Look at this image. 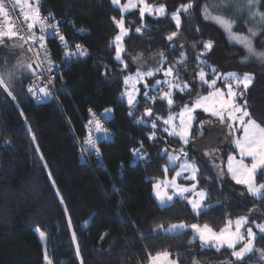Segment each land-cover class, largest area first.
I'll return each mask as SVG.
<instances>
[{
	"label": "trees",
	"instance_id": "16d2710c",
	"mask_svg": "<svg viewBox=\"0 0 264 264\" xmlns=\"http://www.w3.org/2000/svg\"><path fill=\"white\" fill-rule=\"evenodd\" d=\"M148 1L164 5L167 14L141 19L138 10L123 15L111 0H40V11L51 13L59 22L70 47L82 45L88 55L76 56L65 73L56 78V100L37 102L28 97L25 90L32 74L25 84L22 82L17 102L3 105L0 110V264H45V250L52 264H148L149 253L164 250L172 253L173 259L178 257L179 264H193L194 259L196 264H242L235 261L232 250L202 248L199 240H193L190 229L178 234L154 231L161 225L168 228L180 223L207 224L219 231L228 220L239 217H249L250 225L264 223V198L243 204L230 189L232 181L225 173L223 180L196 159L200 168L198 188L208 193L206 208L195 214L179 199L161 208L152 188L154 181L165 176L168 166L163 150L169 153L182 143L163 131V120L157 121L156 129H152L151 122L156 116L166 119L197 94L208 93L207 86H200L198 92L194 85L203 60L209 80L213 78V67L218 74L253 76L237 103L246 102L251 117L264 125V63L254 58L241 63L244 50L230 44L219 26L203 18L202 0H195L191 15L181 14L179 29L171 13L188 0ZM122 16L129 33L123 44V58L152 61L163 52V67L178 68V75L193 87L191 94H174L171 110L159 98L155 103L145 100L143 93L155 80L148 81L149 89L139 85L133 109L122 95L124 78L131 72L115 59L118 28L113 18L118 21ZM238 25L235 30H245ZM138 27L141 32H136ZM172 32L178 35L168 41ZM208 41L213 47L205 52L204 42ZM260 41L264 37L256 41L257 48L264 47ZM50 46L59 59L61 50L53 40ZM201 52L205 54L198 60ZM2 59L0 54V69L5 64ZM182 59L183 64L179 63ZM146 108L152 109V116L144 115ZM89 109L108 130L95 142L96 147L85 146L94 126H89L93 118ZM105 109H111L108 118L104 117ZM138 119L145 122L137 123ZM201 121L205 130L197 125ZM210 122L206 114H197L186 147L191 159L193 144L203 140L207 126H216ZM153 131L156 138L148 139ZM134 149H139L144 158L137 159ZM231 151L225 148L226 155ZM256 182L264 183V172L257 175ZM40 231L46 234L44 242L39 238ZM254 247L264 250V235L257 233ZM245 259L248 264H264L259 251Z\"/></svg>",
	"mask_w": 264,
	"mask_h": 264
},
{
	"label": "snow or ice",
	"instance_id": "6c2138e0",
	"mask_svg": "<svg viewBox=\"0 0 264 264\" xmlns=\"http://www.w3.org/2000/svg\"><path fill=\"white\" fill-rule=\"evenodd\" d=\"M114 5H120V0H111ZM40 0H36L35 5L29 3V0H14L13 7L20 6L23 12V19L26 22V29L28 31L27 40L20 34V30L15 23L11 20L9 14V8L6 0H0V17L4 18V23L0 24V43H3L5 38L8 40H19L23 43L38 44L39 49L45 53L47 57L48 50L46 48V36L48 30H51V35L54 38H58L65 49L69 48L68 42L64 35L60 34L59 22L55 24H48L47 20L52 16L51 13L48 17L42 16L39 6ZM264 4V0H205L200 6V12L205 20L212 21L220 28L223 29L227 35L229 42L238 44L244 50L245 55L241 58V63H247L253 58L264 63V47L257 48L256 41L260 37H264V11L261 10V5ZM139 7V13L141 19L145 14L163 16L166 14V7L164 5L154 6L147 2V0H128V3L121 6V12H127L130 9ZM195 9V0H188L187 3L181 4L175 12L171 13L172 20L175 21L177 29L181 25V14L191 15ZM247 12V19L244 20V25L247 26L249 22L252 23V27H247V34L238 33L234 29L238 27L237 18L243 19V14ZM227 13H232L228 15ZM114 22L120 29V34L115 37L116 54L115 59L123 64L124 69L128 68V64L122 58L123 37L128 35V30L125 28L123 16L120 20ZM39 26V35H37L34 29ZM136 32H141V28H137ZM178 35L177 32H172L167 37L168 41H172ZM264 44V41H260ZM20 46H23L21 44ZM213 43L211 41L204 42L205 52L211 50ZM31 50V48H30ZM205 52H201L200 56H203ZM88 52L82 45H75V51H66V57L73 56H87ZM183 56V53L181 54ZM161 58L160 67L149 69L147 71H141L139 68L134 74L125 76V85L131 84V89H127L122 95L127 97V103L130 109L135 107L136 96L139 94V89L135 87L137 83H143V87L149 89V78L155 77L158 73H163V80L156 79L154 84L148 91L143 93L145 100H151L156 102L157 96L159 100L166 101L169 109L174 106L175 101L173 96L176 92L189 93L194 91L193 87L184 82L178 75L179 69L174 66L167 68L163 67L166 57L164 53H159ZM137 58H133V62H136ZM186 59V58H185ZM185 61L182 59L179 63L183 64ZM49 67L47 71H52V62L48 61ZM198 76L199 82L202 86H207L210 89L207 95L197 94V96L183 106L179 113L170 114L165 119L160 116H156L151 122L152 129L157 128V121L163 120L165 127L164 132H167L169 136L178 137L184 145L189 143L190 129L192 122L196 119L194 115L197 110H201L204 113L210 114L212 117L217 118L222 125L229 129L228 135L232 137L231 143L235 145V149L238 151L239 159L236 156H229L227 159V173L232 176L237 184H242L246 187L247 192L256 198H264V183L257 184L256 177L259 173L264 172V125L258 123L251 117L250 112L247 110L246 102L244 105L237 103L238 97H243L244 92L247 91L253 81V76L249 73L238 74L235 72L218 74L217 69L211 68L212 79H208L209 73L204 71L206 61H200ZM22 66V65H21ZM29 69L32 68L31 64H28ZM39 67V65H37ZM33 71V75H35ZM11 75V74H9ZM223 80L227 91L217 87V81ZM0 86H3L5 90H8V83L2 75H0ZM166 86V87H165ZM29 92L33 95L36 93L33 88L30 87ZM39 92L44 95H49L50 92L47 87L39 88ZM155 93L156 95H151ZM11 95V92H9ZM15 98V97H13ZM92 119L89 121V126L94 125L96 132H103L107 135L108 130L105 129L100 120L95 116V113L91 112ZM111 112V109H105V115ZM129 115H133L132 111H129ZM144 115L152 116L153 112L151 108H146ZM179 120V125L175 123ZM143 119H138L137 123H144ZM203 127V121L200 122ZM239 133V135H236ZM202 134V133H201ZM156 132L153 131L148 139H155ZM92 147H96L95 141L91 138V132L89 138L86 141ZM134 155L140 156V150L134 149ZM164 154L168 157V163L175 165L177 161L183 160L179 164V171H176L175 176L172 179L165 181H158L154 185V192L161 204L171 202L174 197H180L187 201L192 206L194 212L199 214L203 210V202L206 200L208 193L200 189L198 190L197 175L199 169L196 166L195 161L189 162L188 153L184 148L180 149V154H169L167 149L163 150ZM97 154L99 155V149L97 148ZM212 153H205V155H211ZM249 159L250 162L246 163L245 160ZM219 167L218 165H213ZM165 174H167L168 166H165ZM221 168L220 174H223ZM184 173H190L184 176ZM184 177V179L194 181L190 186H181L178 184L177 178ZM168 189H172V193L169 194ZM58 194V193H57ZM190 194V195H186ZM61 202H63L61 200ZM249 223L248 217H239L234 222L228 220L225 227L214 230L207 224L203 226L199 224L186 225L184 223L173 224L168 228L159 226L154 231L162 230L168 234H178L185 230H191L194 233L193 240L197 237L201 242V247H215L217 251L226 247L231 249V255L235 258L236 262H242V264H248L245 257L249 253L256 251L260 252L261 259H264V250H258L254 247L257 233L253 231V227H245ZM71 221L69 220V226ZM254 227L259 231L261 235H264V223L255 224ZM242 229H244L242 231ZM39 238L42 242L46 241V234L43 231L39 232ZM73 240H75V233H73ZM237 245H241L237 248ZM77 254L79 255V248H77ZM173 254L167 250L157 252L155 255L149 253L148 264H179V258L173 259ZM45 264H52L48 259L47 252L45 250ZM82 264V262H81ZM193 264H196L195 259Z\"/></svg>",
	"mask_w": 264,
	"mask_h": 264
},
{
	"label": "rangeland",
	"instance_id": "374dc122",
	"mask_svg": "<svg viewBox=\"0 0 264 264\" xmlns=\"http://www.w3.org/2000/svg\"><path fill=\"white\" fill-rule=\"evenodd\" d=\"M147 2L149 3L148 0H147ZM204 2H205V0H202L201 1V4H203ZM126 3H128V0H120V5H114L113 3L112 4L118 10H121V6L124 5V4H126ZM149 4H151V3H149ZM151 5H153V4H151ZM154 6H157L158 7L159 5H155L154 4ZM135 10H138L139 11V7L135 8V9H130L127 12H123V13L121 12V13L124 15V14H127V13H131V11H135ZM166 10H167V8H166ZM167 11H166V14H167ZM262 11H264V10H262ZM227 14L228 15H232V13H227ZM145 15H148V14L146 13ZM165 15H163V16H165ZM152 16L155 17L156 15H152ZM156 17H161V16H156ZM236 18H237V23L243 25V27L245 28V30H240V31L239 30H235V29L234 30L236 32H238V33L247 34V27H252L253 26L251 22H249L247 24V26L244 25V22L243 21L247 19V12L245 11V13L243 14V19H241L239 17H236ZM210 22H212V21H210ZM124 25H125V22H124ZM117 28H118V35H119L120 34V29H119L118 26H117ZM125 28H126V26H125ZM220 29H222V28H220ZM222 31H223V29H222ZM223 34L226 37V39L229 41V39H228V37H227V35L225 34L224 31H223ZM128 35H129V33H128ZM127 36L123 37L122 44H124V40L127 38ZM21 44H23V46H20ZM230 44L235 45V46L238 45V44H234V43H230ZM114 45H115V39H114ZM238 46H240V45H238ZM123 48H124V45H123ZM0 54L3 56V59L2 60L5 63L4 66H3V68L0 69V75H2L4 77V79L8 83V90L7 91L5 90V88L3 86H0V110H1L3 105H6V104H8L10 102L11 103H16L17 102L16 100H17V97L19 96V93L21 92V88L23 86V83L25 84V81L24 80H26L27 78L30 77V75L33 74V71H34L33 66L35 67V64H34V59H33L31 50L26 46L25 43H23L22 41H19V40H8L7 38H5L4 42L3 43H0ZM122 58H123V56H122ZM123 60L128 64V69L131 71L129 74H134L138 68L141 71H147L149 69H154V68H157V67H160L161 66V64H160V60L161 59L160 58H156V60H152V61H145V60L142 59V57H139V58L136 59V62H133V59L127 61L126 59L123 58ZM28 64H31L32 65V68L31 69H29L27 67ZM9 74H11V75H9ZM156 79L163 80L164 79L163 73L162 72L161 73H158L155 77L149 78V81L150 80H153L154 81ZM140 84H143V83L142 82L141 83H137L135 85V87L136 88H139V85ZM194 85H195V88L198 89V92H200V89H201L200 86H202V85L200 84L199 79H198L197 84H194ZM217 87L223 89L225 92L227 91L223 80H218L217 81ZM126 88L130 90L131 89V84L130 85H127V86L125 85L124 93L126 91ZM9 92H11V95H9ZM150 94L151 95H156L155 93H150ZM204 95H207V94H204ZM137 96H136V98H137ZM13 97H15V98H13ZM124 97H125V99L127 101V97L126 96H124ZM157 99H158V96H157ZM147 101L150 102L151 100H147ZM180 110L177 111L176 113H179ZM176 113H174V114H176ZM199 113H203L204 115L206 114L212 120V122H210V123L216 125V126H209V127L207 126L206 135L208 133H215L217 131L216 130L217 129V126L220 125V126H223L225 128L224 138L222 140H218V142H213L211 144V143H205L206 142L205 141L206 136H205L202 141L195 142L193 144V146H194V148H193L194 158L191 159L190 158V156H191L190 151L186 149V147H187V145L189 143L187 145H184L183 142L178 137H175L178 140H180V142L182 143V147H180L177 150H175V149L170 150L169 151V154H177V155H179L180 154V149L181 148H184L185 151L188 153L189 162H191L193 160H196V159H199L200 162H202L205 166H208V168H211V170L214 173H216L217 175H221L220 174V170L222 168L224 171H223V174L221 175V178L223 179V176H224V173H225V175L227 176V178L230 181H232V183L230 184V189L233 190L234 193H236V195L238 196L239 200L243 204L250 202V200H252V199H255L256 197H253L251 194H249L247 192L246 187L244 185L237 184L236 181L232 178V176L227 173V159H228V157L229 156H236V158L239 159L238 151L235 149V145L233 143H231L232 137L228 135L229 129L227 127H225L224 125H222L217 118H214L210 114L204 113L203 111H201L199 109L197 110V112L194 115L197 116V114H199ZM104 117L108 118V116H106V115H104ZM194 121L192 122L191 129H190L189 142H190V140H191V138L193 136V134H192V128L195 125L194 124ZM215 122H217L219 124H217V123L215 124ZM175 123L177 125H179V120L177 119L175 121ZM197 125L201 127V124H198L197 123ZM203 125H204V123H203ZM205 128H206V125L204 127H201L202 130H205ZM90 132H91L92 137H95V138L96 137H100V138L101 137H104L102 135L103 132H96L95 131V126H92ZM166 134L168 135L167 132H166ZM236 135H239V133H236ZM225 148H228L229 151L232 148L234 152L231 151L230 153H228V155H226ZM209 152L212 153V154L211 155H205V153H209ZM136 158L139 159L140 157L136 155ZM182 160H183V157H181V161ZM181 161H177L175 165H171V164L168 163V169H169L168 171L170 172V174H168V172H167V174H165V176H163L161 179L154 181L153 188H152V194L154 195V198H155L157 204L161 208H163L165 206L172 205L174 203V201L177 200V199L183 200V201H185L187 203L186 200L181 199L180 197L177 196V197H174L171 202H168V203H165V204H161L160 201H159V199L155 195V192H154V185L157 184L158 181H165V180H169L170 181L172 179V177L175 176L176 171H179L180 170L179 169V164L181 163ZM245 162L246 163H249L250 160L246 158ZM195 163H196V166H197V162H195ZM213 165H218L219 167H214ZM197 168H198V166H197ZM198 169L200 171V168H198ZM189 174L190 173H184V176H187ZM197 178H198V175H197ZM176 182L178 184H180L181 186H185V187L190 186L192 183H194V181L184 179L183 176L177 178V181ZM225 183L227 184V181H225ZM198 190H200V189L198 188ZM168 191H169V194L172 193V189H168ZM186 195H190V194H186ZM205 201L203 202V205H204L203 210L206 208ZM189 206L192 209V206L190 204H189ZM194 213L197 214L196 212H194ZM248 219H249V217H248ZM235 220H233V222ZM255 224H258V223H254V225ZM254 225H250L248 223L245 227H253V231L256 232V233H259V231L254 227ZM243 230L244 229H242V231ZM240 246L241 245H237V248H239ZM205 247L208 248V246H205ZM225 248L226 247L222 248L221 250H223ZM226 249H228V248H226ZM229 250H231V249H229Z\"/></svg>",
	"mask_w": 264,
	"mask_h": 264
},
{
	"label": "built area",
	"instance_id": "2783aa9c",
	"mask_svg": "<svg viewBox=\"0 0 264 264\" xmlns=\"http://www.w3.org/2000/svg\"><path fill=\"white\" fill-rule=\"evenodd\" d=\"M7 6L9 8V14L11 20L15 23L17 28L20 30V34L24 36L25 40H27L28 37V31L26 29V22L23 19V12L21 10L20 6L13 7L14 0H6ZM29 3L35 5L36 1H30ZM40 9H41V3H39ZM42 16L48 17V15H44L41 12ZM58 21L53 17H49L47 20L48 24H55ZM4 23V18L0 17V24ZM59 29H60V34L62 35V26L59 24ZM35 33L39 35V26H37L34 29ZM56 44V46L61 50V56L59 59H56L53 55V47L50 46V41H52ZM26 46L30 49L32 52V56L34 59V64H35V69L37 70L35 75L31 78L30 83L26 87V94L30 99H33L37 102H43L46 100H56L57 99V93L55 89V80L57 77L61 76L62 74L65 73L66 69L69 67L71 61L73 59H76V56L73 57H66L65 52L66 51H75V48L72 49L69 45L68 49H65L62 45V43L59 41L58 38H54L51 35V30H48V35L46 36V48L48 50V55L47 57L45 56V53L39 49L38 44H32L31 41L28 43H25ZM75 47V46H74ZM51 61V67L52 71H47V68L49 67L48 61ZM39 65V67H37ZM32 87L33 91L36 93L33 95L32 92H29V88ZM42 87H47L49 90L50 94L49 95H44L43 93L39 92V88ZM102 124V121H100ZM103 125V124H102ZM89 136L86 138L85 142ZM91 138L95 142H99L101 140L100 137H92ZM90 144L86 142V147H88Z\"/></svg>",
	"mask_w": 264,
	"mask_h": 264
},
{
	"label": "flooded vegetation",
	"instance_id": "af4514ba",
	"mask_svg": "<svg viewBox=\"0 0 264 264\" xmlns=\"http://www.w3.org/2000/svg\"><path fill=\"white\" fill-rule=\"evenodd\" d=\"M217 131L215 133H208L206 135L205 143H213V142H218V140H222L224 138V132L225 128L223 126H217Z\"/></svg>",
	"mask_w": 264,
	"mask_h": 264
},
{
	"label": "crops",
	"instance_id": "0c3cea01",
	"mask_svg": "<svg viewBox=\"0 0 264 264\" xmlns=\"http://www.w3.org/2000/svg\"><path fill=\"white\" fill-rule=\"evenodd\" d=\"M193 233V232H192ZM193 236H194V233H193ZM197 240H199L198 239V237L196 238ZM200 241V240H199ZM208 248H211V247H208ZM212 248H214V247H212ZM216 249V248H215ZM221 264H231L229 261H224L223 263H221Z\"/></svg>",
	"mask_w": 264,
	"mask_h": 264
},
{
	"label": "water",
	"instance_id": "95a60500",
	"mask_svg": "<svg viewBox=\"0 0 264 264\" xmlns=\"http://www.w3.org/2000/svg\"><path fill=\"white\" fill-rule=\"evenodd\" d=\"M33 69H34V71H37L34 66H33Z\"/></svg>",
	"mask_w": 264,
	"mask_h": 264
}]
</instances>
